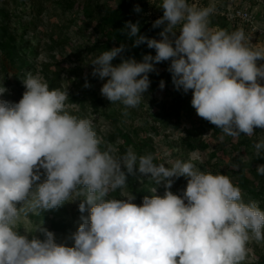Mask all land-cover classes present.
Segmentation results:
<instances>
[{
  "label": "clouds",
  "instance_id": "clouds-1",
  "mask_svg": "<svg viewBox=\"0 0 264 264\" xmlns=\"http://www.w3.org/2000/svg\"><path fill=\"white\" fill-rule=\"evenodd\" d=\"M158 7L163 16L152 27L164 26L161 39L139 34V22L127 21L120 29L133 47L155 49L154 56L143 55L140 62L121 57L113 65L126 49L122 43L92 60V75L107 78L102 96L120 102L128 115L149 89L155 65L170 61L175 89L192 91L199 117L232 137L264 129V64H257L264 50L251 47L243 28L210 27L213 6L162 0ZM134 11L141 12L140 6ZM21 81L26 90L18 103L0 99V264H243L248 243L264 241L259 201L245 202L228 175L201 171L191 161L166 167L131 148L120 156L110 144L102 150L93 122L66 110L67 90L50 89L31 72ZM159 87L164 89L163 80ZM6 91L0 86V95ZM254 149L257 158L264 156V140ZM137 166L155 185L163 183L164 195L145 196L139 205L133 194L109 199L110 191L127 187L122 169L133 174ZM256 170L264 176V164ZM179 177L187 184L174 194L173 178ZM76 200L88 216H81L71 235L74 246L58 244L41 226L35 232L44 239L20 233L24 217Z\"/></svg>",
  "mask_w": 264,
  "mask_h": 264
},
{
  "label": "rangeland",
  "instance_id": "rangeland-1",
  "mask_svg": "<svg viewBox=\"0 0 264 264\" xmlns=\"http://www.w3.org/2000/svg\"><path fill=\"white\" fill-rule=\"evenodd\" d=\"M162 0H0V86L7 91L0 99L18 103L26 90L21 79L28 72L42 77L50 89L67 90L69 99L66 110L78 118L93 122L101 149L112 145L123 155L131 148L137 156L151 154L154 163L171 167L176 160L195 164L196 168L228 175L233 184L242 191L245 202L250 199L264 206V176L256 168L264 164V156L255 155L254 144L264 140V129L255 128L252 136L241 134L227 136L215 125L199 117L191 106L192 91H177L167 70L170 61L156 64L157 72L149 73L150 87L139 106L128 109L124 105L111 103L102 96L101 88L107 78L101 80L92 75L91 65L105 50L126 45L125 51L112 63L135 58L142 61L143 55H155V49L146 44L133 47V39L111 24V16L118 13V22H139L140 33L148 38L161 39L163 25L153 28V22L163 16L158 6ZM196 7L213 6L210 27L229 32L243 28L251 47L264 50V0H188ZM139 5L141 12L134 11ZM244 7L251 14L249 21L234 18L231 10ZM178 31V29H177ZM137 55V56H136ZM258 66L264 60L257 61ZM165 82L163 90L160 81ZM90 87H85V83ZM264 84V80H261ZM264 155V153H262ZM233 165H238L234 168ZM127 187L109 192L108 198L125 199L133 194L137 205L145 196H163V183L155 185L150 178L137 170L127 174ZM41 181L45 178L43 169ZM170 189L182 194L187 178H173ZM39 183V182H38ZM156 188L155 193L151 190ZM80 201L65 202L56 209L43 210L41 215H28L18 228L22 235L31 239H44L36 231L40 226L55 234L58 244L74 246L71 239L81 216ZM19 206V205H18ZM33 233H26V231ZM243 264H264V241L251 240Z\"/></svg>",
  "mask_w": 264,
  "mask_h": 264
},
{
  "label": "built area",
  "instance_id": "built-area-1",
  "mask_svg": "<svg viewBox=\"0 0 264 264\" xmlns=\"http://www.w3.org/2000/svg\"><path fill=\"white\" fill-rule=\"evenodd\" d=\"M231 14L234 18H239L241 20L249 21L251 14L244 7H239L231 10Z\"/></svg>",
  "mask_w": 264,
  "mask_h": 264
},
{
  "label": "trees",
  "instance_id": "trees-1",
  "mask_svg": "<svg viewBox=\"0 0 264 264\" xmlns=\"http://www.w3.org/2000/svg\"><path fill=\"white\" fill-rule=\"evenodd\" d=\"M111 17H112V18H111V21H110V22H111L112 25H114V26L117 27L118 37H120V35H121L120 29L124 28V24H121V23L118 22L119 17H118V13H117V12H114V13L112 14ZM133 22H134V21H133ZM133 22H132V23H133ZM138 48H139V47H137V49H138ZM136 56H137V55H136ZM259 207L261 208L262 211H264V206L259 205Z\"/></svg>",
  "mask_w": 264,
  "mask_h": 264
}]
</instances>
